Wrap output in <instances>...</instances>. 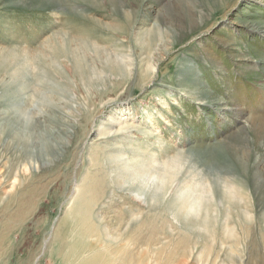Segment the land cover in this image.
<instances>
[{
    "label": "rangeland",
    "instance_id": "374dc122",
    "mask_svg": "<svg viewBox=\"0 0 264 264\" xmlns=\"http://www.w3.org/2000/svg\"><path fill=\"white\" fill-rule=\"evenodd\" d=\"M263 119L264 0H0V264H264Z\"/></svg>",
    "mask_w": 264,
    "mask_h": 264
},
{
    "label": "bare ground",
    "instance_id": "6f19581e",
    "mask_svg": "<svg viewBox=\"0 0 264 264\" xmlns=\"http://www.w3.org/2000/svg\"><path fill=\"white\" fill-rule=\"evenodd\" d=\"M110 67H111V69H113V68L115 67V63H114V62L110 63V64H109V68H110ZM261 117H263V116H261ZM263 120H264V119H263ZM249 125H250V124H249ZM43 146H44L43 148H45V145H44V144H43ZM86 199H87V198H84L83 202H82L81 204H79L78 207L81 208V209H85V211L87 212L86 208H88V201H86ZM182 203H183V202H182ZM234 204H235V206L237 205L236 202H235ZM90 206H91V205H90ZM90 208H92V207H90ZM75 209H77V208H75ZM185 209H187V208H185ZM89 211H90V209H89ZM89 211H88V212H89ZM82 213H83V212H82ZM85 214H86V213H85ZM89 216H90V212H89ZM89 216H88V217H89ZM82 218H83V217H82ZM77 219H78V218H77ZM87 219H88V218H87ZM89 219H90V218H89ZM79 221H80V220H79ZM89 222H90V221H89ZM200 223H201L200 226H199V228H201L200 230H208V228H210V225L206 224L204 221H203V222H200ZM79 224H81V223H79ZM87 224H88V223H87ZM85 225H86V224H85ZM78 226H79V225H78ZM82 226H83V225H82ZM97 226H98V225H97ZM83 227H84V226H83ZM89 227H90V226H88V225L86 226L87 230L90 229V230L88 231V233H87V234H88V235H87L88 237L91 236V233H93V232H92L93 229H91L92 227H91V228H89ZM78 228H79V227H78ZM81 229H82V228H81ZM97 229H98V228H97ZM101 229H102V228H101ZM87 230H86V231H87ZM81 231H82V230H81ZM81 231H80V232H81ZM84 231H85V230H84ZM104 231H105V230H104ZM96 232H98V231H96ZM98 233H99V232H98ZM106 233H107V232H106ZM94 236H95V233H94ZM100 236H101V235H100ZM100 236L98 235V238H99ZM104 236H105V234H104ZM95 237H96V236H95ZM95 237H94V238H95ZM90 238H91V237H90ZM94 238H93V239H94ZM98 238H97V239H98ZM104 238H105V237H104ZM104 238H103V239H104ZM105 239H107V238H105ZM99 240H101V239H99ZM99 240H98V241H99ZM91 243H92V242H91ZM94 243H95V242H94ZM94 243H93V246L91 245V247H93V248H95L94 245H96V243H95V244H94ZM108 244H110V243H108ZM111 244H112V243H111ZM114 244H115V243H114ZM86 245H89V244H86ZM105 246H107V245H105ZM108 247H109V246H108ZM87 248H88V247H87ZM106 248H107V247H106ZM106 248H105V249H106ZM114 248H115V247H114ZM88 249L90 250V249H92V248H88ZM107 249H108V248H107ZM85 250H86V249H85ZM97 251H98V250H97ZM105 252H106V251H105ZM91 254H92V253H91ZM99 254H100V253H99ZM95 255H96V254H95ZM112 256H113V255H112ZM92 257H93V255H92ZM94 257H96V256H94ZM99 257H100V256H99ZM94 259H95V258H94ZM108 259H109V258H108ZM113 259H114V258H113ZM89 260L91 261V259H89ZM89 260H86V261H84V262H85L86 264H91L92 262H93V263H96V262H94V261H92V262L90 263ZM92 260H93V259H92ZM100 260H102L101 257H100ZM114 260H115V259H114ZM123 260H124V259H123ZM120 261H121V260H120ZM111 262H112V261H111ZM125 262H126V261H125ZM93 263H92V264H93ZM97 263L99 264V262H97ZM109 263H110V262H109ZM138 263H139V262H138ZM81 264H82V262H81ZM107 264H108V261H107ZM115 264H116V263H115ZM117 264H118V263H117Z\"/></svg>",
    "mask_w": 264,
    "mask_h": 264
}]
</instances>
